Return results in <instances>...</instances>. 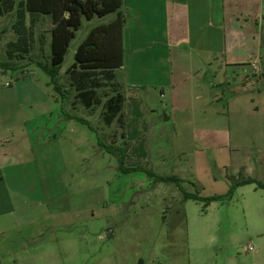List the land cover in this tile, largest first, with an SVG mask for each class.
Returning <instances> with one entry per match:
<instances>
[{
	"label": "crops",
	"instance_id": "0c3cea01",
	"mask_svg": "<svg viewBox=\"0 0 264 264\" xmlns=\"http://www.w3.org/2000/svg\"><path fill=\"white\" fill-rule=\"evenodd\" d=\"M121 7L125 17L123 65L114 72L125 96L124 135L129 143L125 165L141 166L159 176H176L180 166L167 163L163 145L147 144V136L156 121L161 120L152 119L155 107L150 105L151 101L166 99L171 110L189 113L198 121L186 123L187 130H178L175 136L190 133L200 143L216 147L210 141H216L223 128L205 121L217 116V111L210 106L218 95L211 89L218 84L229 85L230 79L237 85L250 86L260 81L249 80L248 73H254V66L264 69V0H121ZM8 17L12 23V17ZM112 18L83 21L71 42L84 26L97 21L88 27L81 40L93 27L106 24ZM29 19L26 14V26ZM32 20L31 54L39 60L42 41L48 40L49 52L52 25L47 16L34 15ZM45 22L49 23L47 30L42 29ZM65 69L59 72L64 81ZM8 70H17V73L5 79L2 75L5 70L0 69V252L3 263L123 264L126 259L118 245L119 237L126 217L134 210L108 208L104 191L69 193L64 186H71V172L76 166L92 158H104L103 154L107 153L97 145L95 134L74 119L80 116L69 110L72 99L63 106L62 113L59 96L52 90L49 79L40 82V69L35 64L27 62L20 68ZM174 70L180 73L176 82L172 75ZM227 70H240L241 75L232 78L225 75V80L218 83L209 75ZM5 83L9 85L4 86ZM162 120L169 118L164 115ZM164 131L166 133L161 128L157 134L162 137ZM259 135L262 137L264 133L260 131ZM175 144L178 154V139ZM150 146L156 148V155L151 154ZM261 149L264 151V146ZM89 167L95 166L91 163ZM164 169H168L166 174L156 173ZM181 169L189 179L207 187L205 192L202 189L204 196L221 195L228 190L225 177H212L203 161ZM240 170L248 177L254 175L251 163L230 165V175H237ZM254 178L264 184V162L260 163ZM28 182L38 185L37 194L25 189L19 192L15 186ZM251 185L235 191L245 195L242 212L246 225L254 231L249 239L252 245L247 244L243 254L237 252L226 264H264V190L260 189L261 193L250 191ZM160 195L166 201L161 209L163 216L172 219L163 217L162 221L169 233L170 227L181 222L182 204L186 201L182 202L179 192L176 197L166 192ZM108 198L113 200L116 194H108Z\"/></svg>",
	"mask_w": 264,
	"mask_h": 264
},
{
	"label": "rangeland",
	"instance_id": "374dc122",
	"mask_svg": "<svg viewBox=\"0 0 264 264\" xmlns=\"http://www.w3.org/2000/svg\"><path fill=\"white\" fill-rule=\"evenodd\" d=\"M96 23L97 21L91 25ZM91 25L84 26L75 40L71 42L69 53L66 55L63 68L59 72H63L70 64L72 50L75 49L78 41L81 40ZM48 26L49 23L45 22L42 29L47 30ZM12 40H14V35L11 31V18L4 16L0 18V65H8L9 68L17 69L25 65L27 61L8 59L5 54V47ZM47 43L48 40H45L40 44L45 57L48 53ZM43 53L40 52L41 55ZM253 71V74H250L251 71L248 73L249 80L257 78L260 80L258 83L252 82L251 86L237 85L230 79L229 85L226 83L218 84L211 89L212 93L216 92L218 95L216 101L210 106L217 111V116L205 121L213 126H218L220 129L223 128V133L216 138V141H210L216 147H212V144L207 146L203 142L200 143L193 139L190 133L175 136L174 134L178 130H187L186 123H193L196 119L191 118L189 113L171 110L166 99L157 101L152 99L153 104L150 105H153L155 110L151 113V117H153L152 119L159 117L161 120L155 122V126L147 136V144L155 143L156 146L158 143L162 144L167 163L170 166L173 164L180 166V173L176 176H178L184 191L199 192L202 195L203 188L204 192L208 190L205 185L203 187L201 183L189 179L185 170L183 173L181 171V168L187 164H198L199 161L205 163L207 170L214 178L218 175L224 177L230 175V165L233 163H251L254 175L249 177L256 180L254 176L257 174L260 163L264 162V151L261 149V146H264V136L259 135L260 131L264 133V69L261 70L256 67ZM16 73L17 70L5 69L2 75L5 79H9ZM38 73L41 77L40 82L42 79H48L41 70ZM237 74L241 75L240 70L221 71L215 75L209 73V75L214 76L213 81L216 83L223 82L225 75L232 78ZM172 75L175 82L180 77V73L176 70L172 72ZM62 76L63 74L59 73V82L66 89ZM69 97L71 100L72 97ZM69 110L90 122L96 135L107 143L112 142L113 139L116 140V137H112L114 133L116 136L120 133L116 124L110 127L103 126L98 117L99 108L89 112V110L82 109L75 104V106L71 105ZM164 115L169 118L168 121L162 120ZM196 122L198 121L196 120ZM161 128L166 130L162 137L158 135ZM260 138L262 141H259ZM177 139L179 141L178 154L175 152ZM150 148L151 154L156 155V148L153 146ZM103 155L104 158H92L91 161L76 166L71 172V186L67 184L64 186L69 193H81L87 190L90 192L104 191L107 195L108 208L122 207L126 210H134L132 213L130 211L129 216L126 217L127 222L124 224L119 237L118 245L121 248L123 258L126 259L123 264H226L227 260L235 257L237 252L243 254V249L247 244L252 245L249 239L253 236L254 231L251 226L246 225V218L242 212L245 195H238V192L234 191L231 200L215 202L204 211L202 204L187 200L182 204L181 222L175 227H170L171 232L168 233V228L162 223L164 216L161 211L166 201L160 194L166 192L167 195L176 197L178 192L175 187L169 184L158 185V183L153 182L152 178H147L140 172L121 174L116 169V159L109 154ZM91 163L95 167L88 168ZM221 164L222 166H220ZM167 170H157L156 173L166 174ZM240 172L243 176L248 177L243 170ZM68 177L70 176L68 175ZM154 184L156 188L161 189L154 190ZM15 186L19 192L25 189L33 194L38 193V185L34 182ZM253 187L255 186L252 184L249 188L250 191L261 193L260 189H255L256 187L252 190ZM111 193L116 194V198L113 200L108 198V194ZM34 207L37 208V205ZM164 219L170 220L171 217L165 215ZM247 223L249 225V222ZM101 232L103 231L101 230ZM0 264H4L1 252Z\"/></svg>",
	"mask_w": 264,
	"mask_h": 264
},
{
	"label": "trees",
	"instance_id": "16d2710c",
	"mask_svg": "<svg viewBox=\"0 0 264 264\" xmlns=\"http://www.w3.org/2000/svg\"><path fill=\"white\" fill-rule=\"evenodd\" d=\"M121 11V0H0V17L11 16L13 19L11 31L14 40L6 44L5 54L10 60H26L29 64H35L48 77L52 90L59 96L62 113L63 106L71 96V105L76 104L89 112L99 108L98 117L104 127L116 124L120 133L118 136L114 133L112 137H116V140L107 143L96 135L94 128L86 120L74 117L95 134L97 145L116 159L117 170L121 174L140 172L147 178H152L154 183L171 184L180 193L182 202L192 200L200 203L203 211L211 203L231 200L238 187L253 184L256 189L264 190V185L239 172L236 176L225 177L229 183L225 194L202 196L199 192L184 191L179 178L174 175L159 176L141 166L126 167L129 143L124 135L125 96L114 72L123 65L122 28L125 17ZM26 14L30 18L28 26L24 23ZM34 15L49 17L52 25L49 30V52L45 57L41 49L43 55L40 54L39 60L31 54L33 40L29 30ZM109 16L113 18L108 23L93 27L75 47L72 61L64 71L67 87L64 89L59 82V71L75 33L81 28L83 21ZM0 69L11 68L0 65Z\"/></svg>",
	"mask_w": 264,
	"mask_h": 264
},
{
	"label": "built area",
	"instance_id": "2783aa9c",
	"mask_svg": "<svg viewBox=\"0 0 264 264\" xmlns=\"http://www.w3.org/2000/svg\"><path fill=\"white\" fill-rule=\"evenodd\" d=\"M254 68H256V67L254 66L253 69H254ZM8 85H9L8 83H5V84H4V86H8ZM249 249H250V247H249Z\"/></svg>",
	"mask_w": 264,
	"mask_h": 264
}]
</instances>
